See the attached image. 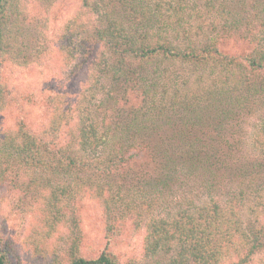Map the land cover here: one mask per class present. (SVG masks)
I'll return each instance as SVG.
<instances>
[{"label":"trees","instance_id":"16d2710c","mask_svg":"<svg viewBox=\"0 0 264 264\" xmlns=\"http://www.w3.org/2000/svg\"><path fill=\"white\" fill-rule=\"evenodd\" d=\"M79 1L95 23L65 56L87 71L73 109L52 106L39 134L0 131V188L56 253L24 262L0 232V264H119L105 248L82 254L76 205L89 201L106 238L143 233V264H264V0H218L217 34L177 43L152 34L137 0ZM29 2L0 0V69ZM228 42L245 52L223 53ZM5 103L0 87V113Z\"/></svg>","mask_w":264,"mask_h":264},{"label":"rangeland","instance_id":"374dc122","mask_svg":"<svg viewBox=\"0 0 264 264\" xmlns=\"http://www.w3.org/2000/svg\"><path fill=\"white\" fill-rule=\"evenodd\" d=\"M167 1L174 5L178 2ZM162 2L137 0L144 11L155 16L153 35L177 43L188 37L191 42H204L217 34L224 16L218 0H184L175 10ZM17 18L19 29L11 25L7 30L9 60L0 69V87L6 102L5 110L0 113V131L21 122L39 134L47 125L52 106L72 108L83 88L87 71L78 66L77 55L68 60L65 56L69 48L75 50L78 40L90 35L95 15L83 10L79 0H30ZM233 44L228 42L220 48L233 56L245 52L244 46ZM17 200L9 187L0 188L1 234L14 240L24 262L40 258L38 249L50 255L53 250L56 253L53 244L56 237L46 243L47 249L42 240L36 246V238L30 234V209ZM76 211L84 256H96L105 248L119 264L145 263L141 256L143 233L126 225L118 235L108 239L104 234L103 214L97 205L82 202L76 205ZM67 240L68 235L62 232L61 245H57L59 252L66 249ZM50 255L46 256L48 261L53 259Z\"/></svg>","mask_w":264,"mask_h":264}]
</instances>
